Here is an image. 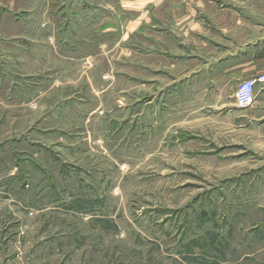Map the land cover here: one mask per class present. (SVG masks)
<instances>
[{"label":"rangeland","instance_id":"rangeland-1","mask_svg":"<svg viewBox=\"0 0 264 264\" xmlns=\"http://www.w3.org/2000/svg\"><path fill=\"white\" fill-rule=\"evenodd\" d=\"M128 3L0 45V264H264V148L220 131L204 29Z\"/></svg>","mask_w":264,"mask_h":264},{"label":"crops","instance_id":"crops-1","mask_svg":"<svg viewBox=\"0 0 264 264\" xmlns=\"http://www.w3.org/2000/svg\"><path fill=\"white\" fill-rule=\"evenodd\" d=\"M74 1L84 0H0V45L6 41L19 42L22 19L61 16ZM122 1L162 7L168 11L167 17L200 22L205 35L203 46L216 53L211 58L203 57L201 72L203 81L210 83L207 92L215 94L213 106L221 120L220 131L235 134L239 142L244 141L245 132L252 130L258 145L264 148V85L257 87L255 103L245 112L237 108L234 99L239 83L264 75V0ZM191 26L193 29L188 27V33L197 34V25ZM5 31H13L12 36L7 37ZM223 86L228 87L220 98L219 89Z\"/></svg>","mask_w":264,"mask_h":264},{"label":"built area","instance_id":"built-area-1","mask_svg":"<svg viewBox=\"0 0 264 264\" xmlns=\"http://www.w3.org/2000/svg\"><path fill=\"white\" fill-rule=\"evenodd\" d=\"M261 85H264V75L239 83L234 94L236 106L240 110L249 109L255 103L257 87Z\"/></svg>","mask_w":264,"mask_h":264}]
</instances>
